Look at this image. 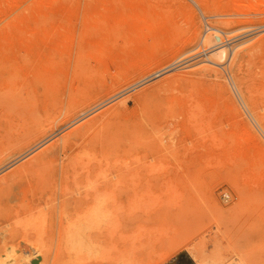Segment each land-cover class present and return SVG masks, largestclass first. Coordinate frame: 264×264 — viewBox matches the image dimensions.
Instances as JSON below:
<instances>
[{"label": "rangeland", "instance_id": "1", "mask_svg": "<svg viewBox=\"0 0 264 264\" xmlns=\"http://www.w3.org/2000/svg\"><path fill=\"white\" fill-rule=\"evenodd\" d=\"M121 5L126 6L128 10L127 13H129L130 9L131 12L133 11V15L136 16L133 20H131L133 16L131 15L132 13H129L130 17H132L129 19V21L126 19L128 23L123 24L124 26L121 25L123 21L120 20L121 14L119 6ZM113 7H116L115 11H113ZM115 24H118V29ZM111 25L116 27V32L118 30L117 34H119L121 37L115 36L116 34L112 35L110 33L112 31L111 29L113 28ZM119 26L122 28L119 29ZM171 26H174V28L178 27V31H176L177 35L174 37H171L173 32L170 33V35L167 33L168 28ZM209 26H211L210 29ZM212 26L213 28L216 26L217 29H222V31L217 34L222 35V37L214 35L216 32H214V34L211 33L214 30ZM199 29H201L199 31L200 34L196 35V32ZM245 29L246 31H244ZM233 30L237 32L235 34H231L234 33ZM222 32L224 34H222ZM227 32L230 33L229 38L226 36L228 35ZM205 35V43H202V38ZM223 35H225L224 37L227 38L224 39ZM196 36L198 37V41L196 40L195 43L194 40ZM233 36L235 38H233ZM263 36L264 0H0V120L4 117V115L5 117L8 115V124H14V122L20 121V119L23 118H20V116L23 115V110L26 109L25 107H27L26 105L29 102L28 99L26 100V98H28L26 97L28 96L27 94H29L30 97L35 96L37 92V94H41L45 92L44 89H46V87H49L47 85H51V87L53 85L55 88H53V90H57L55 96L53 97V102H55V104L58 103L62 94L65 91L68 92L70 85L76 84L78 82L79 73H81V75L84 77L85 75L89 74L87 73V71H89L86 69L87 67H83V70H87L84 72H77L79 70L75 69V67L77 69L79 67L81 70L82 67L80 65H82V63H86V66L87 64H92L90 66H92V68L94 67V70H97L96 75L94 72L92 73L93 69L89 71L91 74L95 75L93 76L90 74L91 77L93 76L92 78L89 76V79H92L91 84L94 81L95 82L93 83L94 85H88L89 87L87 86V90L85 88V93L87 94L86 100L88 102L85 101L83 105H87V103L89 105H87V107L82 106L81 108L86 112L84 113L81 111V113L83 112L84 114L82 113L77 116L80 113L79 112L77 115H75V117H73L75 120H70V124L67 123L66 125L65 123L59 127L55 126L56 129L54 127V130L58 132L52 131L43 138V141L41 140L42 142L39 141L36 142L37 144L34 143L33 146L31 145L32 148L29 147L28 150L26 149V152L24 151L25 153L22 152L21 155H17L19 157L10 159V161H7L6 164L3 163L4 165L2 164V167L0 165V182L3 181V177L9 173H12L19 165L26 163L29 161V158H32L41 152L42 149H44L42 148L43 146L46 147L48 143L50 144V142H55L54 140H56V137L59 139L58 137L63 136L67 132H71L75 126L77 127L79 124V126H81V123L85 124L86 122H90L91 120H87L89 118L93 119L92 121L99 119L104 111V119L106 117L107 121L109 120L110 122L105 123V119V125L102 127L104 128L106 125L108 126L109 123H113L111 125L114 126V129L110 127L109 130L114 131V134H116L114 140L119 141L115 142V147H117L118 151L114 149L112 145H109L108 148L105 145V148L103 147V149L102 144L100 145L97 140H102V137L105 136L106 131L108 133L110 131L101 130L102 133L104 132L103 135L100 136V131L96 140L94 138L90 139L94 143L99 144L101 147L99 148L98 145L97 148L99 150H94L95 148L91 149V147H94V145L89 146V152L96 153H93L94 156L96 155V158L90 157L92 153H88L90 156H87L86 154V157H90L88 158V160H90L87 162V164L84 166L82 165L84 163L83 162L80 163V168L78 165L76 166V170L79 169V171L76 172L74 175L75 177L81 172H84L85 174L87 172L85 170L88 168V172L89 170L90 172L93 170V172L88 175V178H90L91 181L94 179L92 182H96L91 184V182H89L87 179L86 183L85 176H87V174L83 176V173L79 174L80 177H76L75 180L78 178L76 183L81 185V187H79V189H82L81 191H96V188L98 189V187L102 188L104 191L106 190L105 188L108 190H106L107 192L105 193V195L107 194L105 196L106 204L105 200L103 199L105 197H102L94 201V205L97 204L98 210L95 207L96 205L94 206L93 204V206L90 208L92 214H94L90 217L91 219L96 217L94 220L97 228L92 230L89 226L94 224L92 223V225H90L91 222L89 221L90 223H88L87 220H84L83 216H81L83 219L78 223L76 219L78 217L80 218L78 213L77 217L75 216L76 220L74 221H77L76 223H78L80 226L78 224L72 225V228L75 229L74 232L77 231V233L72 234L73 239L71 236L69 237L70 234H67V237L69 238L68 240L66 239V241L68 242L63 243L65 236L61 237V242L54 240L55 237H57L56 239L60 238V236L56 235H60L61 233L58 232L61 231L64 224L61 223V221L66 222L67 224L69 223L66 218L59 216V210L55 204H59V200L57 198V196L59 197L60 195L59 190L56 189L58 192L56 190L54 191L52 198L51 196L49 198L46 197L47 202L43 200H39L38 202L37 200L39 195L37 196L36 192L38 190L36 189L40 188V185L38 186V184H40L39 181L42 180H39L41 175L38 178H36L37 176H33L34 179H32V177L30 180L28 179L22 182L20 184L21 186L19 185V188L16 190L17 194L15 193L16 191L0 193V227L4 226L1 228V230L3 229L4 231L2 230V232H0V247H2L0 248V264H14L11 261H3L6 260L3 256L7 253V251H9L8 248L9 245L11 246V244L15 245L16 248L20 247L19 249L14 247V249L18 250L19 253L22 252L20 253L22 256H27L26 260H24L26 261V264L27 260L28 264H30V262L31 264H36L34 261L35 257L32 258L36 254L30 255L32 252L35 253L36 250H39L40 253H44L42 256H45V264H49L50 262L54 264H62V262L64 264L66 262L68 264H89L88 262H92V264L99 262V264H106L109 262V260H114V257H109V255L114 254L112 253L113 251H111L113 245H125L126 247H131V249L133 247L137 251H145L148 254H152L151 256L155 257L156 254L154 253L157 251H164L175 239L180 243L184 241L189 243L193 242V245H197L199 247L203 243L209 244L210 241L208 238H211L212 241L214 238V228L216 226L220 227L225 233H227V235H229V237L241 249V253L245 258L251 259L252 262L254 261V264H264V248L262 243L251 235L252 231L255 228L260 227L259 225L262 222V218L257 216V213H254V209L256 207L257 208L255 210H259L261 207H259V204L256 203L254 205L258 206L255 207L252 204L255 207L253 209L252 207L250 208L248 206L249 203L247 204L246 202L251 190L260 187L264 190V128L259 125V123H257L258 121L255 119L254 115L251 113V110L246 105L244 101L245 97L242 94L241 89H239V85L234 83L235 80L233 72L236 65V63L234 65L233 61L239 60L240 57H243V55L247 53H249V57L252 60L261 61L262 58L264 59ZM216 37L220 38L221 41L218 38L216 39ZM232 38L235 40H232L230 43ZM209 39L211 40L210 42ZM82 43H88L90 45L89 47L88 44H85L86 46L88 45L86 49L82 46L84 48H81L84 50L82 53L83 57L79 56L81 55L82 51L80 54L76 51L77 48L81 47L80 45ZM204 44H206L205 47ZM214 44H219L220 46H216ZM78 45L79 47H77ZM222 45H224V48ZM210 46L211 48H209ZM230 47H232V49ZM206 48H208V50ZM189 49L191 50L188 51ZM179 50L181 52H179ZM184 51H186L188 54L190 52L192 53V51H194V53H190L191 55H188ZM177 52L179 53L175 55ZM183 52L185 54H183ZM218 53L219 55H217ZM158 54L163 56L161 57ZM186 54L187 56L184 57L183 55ZM76 55H78V57H76ZM146 56L151 58L155 57L150 60H156V57L159 59L160 56V58L163 60L162 62L159 60L160 62L158 61V63L160 64L157 66L161 68L164 66V64H167L166 67L160 69L161 71L162 69L164 71L166 68V70L164 72L162 71L163 73L160 74L161 71L157 69V72L160 71L158 76H153V72V74L148 75L150 77L146 75V80L143 79L144 76H138L137 71L136 76L131 75L135 74L134 68L139 66V62L140 65L142 62H145L144 59H147L145 58ZM178 56L181 58H178ZM166 57L167 59H164ZM231 57H233V59ZM80 58L84 61L81 62ZM177 59L179 60L177 61ZM186 59H189L191 63ZM182 60H184V62ZM75 62H77L78 67L73 66ZM229 62L231 63L229 64ZM231 65L233 67H231ZM132 66H135L133 68L134 70H132ZM180 66L186 68H181ZM129 68H131L132 71ZM88 69H90V67H88ZM126 69L130 74H128L130 81L128 80L129 82L126 81V83L122 86L118 85L115 87L117 91L115 90L116 92L114 91L112 95L110 93L103 94V92L105 93L109 87V83L111 85L110 78H112L111 81L113 82V80L120 76L121 73L124 72L123 75H126ZM201 69L203 70L202 72ZM154 71L156 72V70ZM111 76H113L114 79ZM175 76L179 78L177 79ZM73 77L77 79H74ZM81 77L79 76L80 79H82ZM170 77H174V79L177 80H171L174 81L172 83L170 81ZM87 78L88 76L84 80H88ZM185 78L187 79L185 80ZM167 79L171 82V84H173V86L164 83L165 81L168 82ZM84 80L82 79L79 81ZM104 80L107 81V84L104 83ZM159 81L160 83H158ZM89 83L85 82V84ZM101 84H103V89L101 88ZM159 84H162L165 89L170 87L172 89L170 92H166V90L164 91L162 90V87L158 86ZM154 86H157V88L160 87L161 89H159L161 91L157 93V88L154 89ZM51 87L50 89H52ZM89 88L91 89L89 90ZM177 89L183 92H180ZM145 90L147 91V94L145 93L143 95ZM148 90L151 92H148ZM97 92H100L98 94L100 97L97 96ZM101 92L103 95H101ZM95 93L98 97H95L96 99L94 98ZM169 93L178 94V96H181L182 98L186 97L188 101L186 102L188 105L189 97L192 99L191 96H194L195 94L199 95L198 97L196 96V99L198 100H200V96V98L203 97L206 99V102L203 101V104H205L203 105L205 106L203 108V112L193 111L196 104H194L193 109L191 107L189 108L187 105L184 106L188 108L183 106L179 107L178 105L180 104H177V107L175 100L173 103L174 107L170 106L173 111L169 113L171 109H168V105H172V102L170 101H173V99H170L169 104L167 103L168 105H166V95H170ZM190 93L192 94L191 96H189ZM254 94L256 93L254 92ZM257 94H259L261 97L262 93L257 92ZM259 95L258 97L255 96V98L258 101H261L263 97L259 98ZM90 96H92L93 99H90ZM161 96H163V98ZM178 96L176 99L181 98ZM127 97H130V99H126L129 100V102H126L125 100L127 104L124 102L123 104H126V107H123V104H120L119 100L121 102ZM145 97H150L152 99L150 100L149 98L148 101H150V103L146 101L147 99ZM66 98L67 97L64 99V103L65 100H67ZM87 98H89L91 102ZM170 98L172 97L170 96ZM144 99L148 104H150L149 106L153 111L152 115L157 114L156 116H160V118L157 117L159 120L162 116L164 119H162L160 122H157L158 119L156 117H151V115L149 116L147 114H145V116L144 114H140L143 112V110L146 111V108L142 109L141 111V108H143L142 105L146 104V102H143ZM186 99L184 98L183 100ZM24 100L27 104L22 103ZM200 102L199 104L201 106ZM135 103L137 105L139 104V107L134 108V106H136ZM162 103L164 104L162 105ZM178 103H181V101ZM193 103L196 102L194 101ZM119 104L123 107V110H125L128 115L130 114L129 116H126V112L124 113V111V114L122 111V114H120V111L118 110H120L122 107L120 108ZM112 105H114L113 107L117 108L115 113L113 112L115 109L112 107ZM175 106L177 107L176 109ZM90 107L93 108L90 109ZM108 107L111 108L106 110ZM112 108L114 109L113 111H111ZM148 108L149 107H147V109ZM129 110L130 112H128ZM100 111H102L101 114ZM160 112L162 113L160 114ZM97 113L98 116L95 115ZM147 113L149 114L150 111ZM122 115L124 117H128L130 122L126 121V117L124 118ZM136 116H139V118H142V116L143 118L147 116L149 118L151 117V119L156 118L155 120L157 123L153 122V119L152 122L153 124L158 125L159 128H153L151 126V120L149 118V121L148 119H145L146 124L149 125L148 127L152 128L153 131H151L150 128L146 127L143 120L141 119L140 121V119L138 117L136 118ZM103 117L100 118L102 123ZM132 118L136 123L132 121ZM116 119L120 120V122L117 120L118 124H123L126 121V126H121L122 124L118 125L116 123ZM3 120L4 119H2L0 122ZM111 120H115V123ZM137 120L139 122H137ZM140 122H143L144 124H141ZM99 123L100 122H98V125ZM137 124H141L143 127L140 128L139 131L138 127H140V125H138V127L135 126L138 131L134 127L136 131H134V133L132 131L134 130L132 129V125ZM100 125L98 127H100ZM126 127H128L132 132L126 129ZM143 128L144 130L145 128L147 129L145 130L147 131L146 133ZM8 129L9 128H4L3 125L0 128V156L3 150V147H1V140L5 139ZM97 129L99 131V128H95L92 131L98 133ZM115 130L117 131L115 132ZM118 131L120 133H117ZM52 133H54V135ZM91 133L89 132L90 135H85V140H88L89 136L93 137ZM136 133L139 135L141 133L144 136L140 135L141 137H137ZM151 133L153 135H151ZM122 134H124V136L126 135V138H124ZM212 134L216 138L212 139ZM117 135L118 137H116ZM128 138L132 142L130 143V146L129 143H126L129 141ZM106 139L112 138L107 137ZM106 139H103L102 141ZM142 139L145 140L139 142V140ZM114 140H112V142ZM133 140L135 142L138 140L137 142L139 144L141 143V149L131 145L134 143ZM74 144L75 145L73 146L75 148L72 146L73 148L71 147V150L69 149L70 152L68 151L70 156H75L76 154L74 153L76 152V149L80 148V146H76V143ZM77 144L79 145V143ZM85 147L87 148V146ZM130 147L132 151L133 149L137 151L130 152ZM40 149L41 151H39ZM99 151L102 153V157L105 156V154L106 156L101 158ZM126 151L127 153H125ZM110 152H112V154L109 155ZM71 153H73V155ZM79 155H81V157H85L83 153H79ZM3 158L0 157V161ZM75 160L77 164L79 163L78 161H81H77V157ZM83 160L86 162V158H83L82 161ZM257 163L260 165V175L255 178L250 173L248 174L244 168L248 169L250 165ZM90 167H93V169H89ZM40 178H42V176ZM35 181L38 183L37 188H34L36 192L34 190V192H31L32 188L36 186ZM76 183L73 182V185L75 184V188H78L76 187ZM23 184H26L27 186H24ZM95 184H97V187L94 186ZM98 184H102L103 186ZM73 185L72 187L75 189ZM24 187L30 188L31 190L25 189ZM23 188L24 190H22ZM21 190H26V194H24L25 192L19 193ZM8 192L11 196L8 195ZM29 192L33 193L34 196L28 194ZM13 193L15 195H19L20 198L25 195L23 198H27L28 202L25 206L29 207H22L21 209L20 206L18 209L16 206L19 204H14V210V207H12L13 203L11 204L10 201ZM29 196H32V198ZM32 200H36L37 204L36 201L34 204ZM57 200L58 202H56ZM31 201L33 202L32 204ZM48 202L49 205L47 204ZM39 203H41L40 207L38 205ZM8 204L11 208L8 206ZM47 205L49 207H47ZM3 206H8L9 209L8 207ZM263 206L262 208L264 209ZM52 207H55L56 210H54V208L52 210ZM28 208L32 214L28 212L29 210L27 211ZM48 208H51V210L48 211ZM100 208H108L106 211L109 212L110 216L106 217L105 215H102L103 212L101 213L102 209ZM18 210H20L21 213L18 212ZM14 211L16 214L19 213L22 215V217H19V214L17 216ZM251 211L254 215L251 214ZM4 212H8L9 215H11L13 212L14 216L12 214L10 217ZM2 213H4L3 216L5 218H7L6 216L8 215V218L10 219H5L7 220L5 221ZM23 213L28 218L25 216L23 217ZM88 213L90 212L88 211ZM44 214L50 215V217L47 216L48 221H46ZM83 214L85 216V213ZM36 215L37 217L41 218H36ZM97 215H101V220H103V216H105L107 220L109 218V221H102L100 225V219L97 218ZM252 215L255 217H252ZM87 216H89V214ZM1 217L3 218L2 220ZM53 218L56 219L54 220ZM86 219H89V217ZM15 220H17L18 223L17 221L15 222ZM44 220L47 225L45 224ZM96 220H99L98 223ZM40 221L43 223L41 224ZM52 221L54 222L52 223ZM7 223H10L9 225H11V227H9L12 233H10ZM15 223L18 224H16L18 231L15 229L16 227L14 228ZM43 224L44 226H42ZM45 225L47 226L46 229H48V236L45 235L46 229L44 233ZM207 225L210 226L208 227ZM26 229L29 232L26 231ZM201 229L204 232H201ZM6 230L9 231V236ZM15 231H17V234H20L18 236L16 234V237L14 236L13 238ZM52 231H55L57 234L55 235V233ZM79 231H87V233L84 235V232L80 233ZM93 231L95 233L93 237L91 235H87L88 232L93 234L91 233ZM34 234L36 235V238ZM43 235L46 237L43 238ZM77 237H82V239H79L81 241L78 243L76 242ZM83 237H85V239ZM94 237L96 238V246L93 239ZM98 237L102 242V244L99 242L100 245H106L107 248H109L108 246L111 245L110 250L106 249V247L104 249L103 246H100L99 243H97ZM42 238L44 241H42ZM23 239L26 241L25 243H23ZM47 239H50L49 242L56 244L52 245L50 243V247L52 245V248H47ZM102 239L105 241V243L102 241ZM83 240H86L85 243ZM55 241H57L61 247H65L68 244L67 250L69 249V251L67 252L65 250L66 247L63 248V250H59V244L57 245V242ZM2 242L4 243V246ZM7 244L8 246H5ZM62 244L64 245L62 246ZM97 245H99L101 248L103 247L104 250H100V247H97ZM57 247L59 251L57 250ZM79 247L81 249H79ZM96 247L100 251L97 250ZM45 248L47 250L44 251L43 249ZM89 251L91 253H89ZM50 252L54 253V255H51ZM93 252L98 256L94 257V255H92ZM64 253H67V256ZM70 253L72 254V257ZM1 254L3 256H1ZM63 254L66 257L62 259V257H64ZM84 254L88 257V259L87 257H84ZM79 256H82L85 259ZM172 256L173 255H171V257ZM54 257L56 259H54ZM199 257L200 255L194 259L190 251L185 249L183 254L180 255L181 264H199V261L201 260ZM70 261L72 263H70ZM168 262L172 263L171 261ZM200 262H202V264H207L203 261ZM116 263L119 262L116 261ZM17 264H22V262H18Z\"/></svg>", "mask_w": 264, "mask_h": 264}, {"label": "bare ground", "instance_id": "2", "mask_svg": "<svg viewBox=\"0 0 264 264\" xmlns=\"http://www.w3.org/2000/svg\"><path fill=\"white\" fill-rule=\"evenodd\" d=\"M120 7V14H121V19L120 20H122L123 21V23L121 24V25H123V24H125V23H128L127 21H129V19H131V17L133 16V18L131 19V20H133L136 16L135 15H133V11L131 12L130 11V9H129V13H132L131 15V17H130V14L129 13H127V8H126V6H124V5H121V6H119ZM116 10V7H113V11H115ZM128 14H129V16H128ZM130 17V18H129ZM138 18V17H137ZM136 18V19H137ZM140 18V17H139ZM126 19H127V21H126ZM215 23V22H214ZM213 23V24H214ZM119 24V23H118ZM118 24L116 25L115 24V26L117 27V29H118ZM212 24V25H213ZM214 25H216V24H214ZM111 26H113V28L112 27H110V28H112L111 30V34L112 35H115V36H119V37H121L119 34H117L118 33V30H117V32H116V27L114 26V25H111ZM124 26V25H123ZM218 26V25H217ZM115 27V28H114ZM210 27L211 26H209V29H210ZM120 28H122V27H120L119 26V29ZM174 26H171V27H169L168 28V30H167V33L170 35V33H172V35H171V37L173 36H176L177 35V32L176 31H178V27L177 28H174ZM212 28H213V26H212ZM211 28V29H212ZM221 28V27H220ZM115 29V30H114ZM208 29V30H209ZM214 30H213V32H211V33H213L214 34V32H216V34H214V35H216V36H221L222 37V35H217L218 33H220L221 31H222V29L220 30V29H217L216 28V26L213 28ZM174 30V31H173ZM201 29H199L197 32H196V35L198 34H200L199 33V31H200ZM240 30V29H239ZM234 31V33H231V34H235L236 32H235V30H233ZM241 31H243V30H241ZM244 31H246V29L244 30ZM259 31V30H258ZM116 32V33H115ZM123 32V31H122ZM224 32V31H223ZM222 32V34H224ZM229 32H232V31H229ZM238 32H240V31H238ZM253 32H255V31H253ZM119 33H120V31H119ZM175 33V34H174ZM226 33V32H225ZM228 33V32H227ZM249 33V32H248ZM247 33V34H248ZM251 33V32H250ZM238 34V33H237ZM243 34H245V33H243ZM253 34V33H252ZM258 34V33H257ZM111 35V36H112ZM241 35V34H240ZM203 36V35H202ZM213 36V35H212ZM225 35H223V37H224ZM226 36H228V38H229V36H230V33H228V35H226ZM232 36V35H231ZM236 36V35H235ZM239 36V35H238ZM250 36H252V35H250ZM205 37H206V35L202 38V43H205ZM264 37V36H263ZM208 38H209V36H208ZM218 37H216V39H217ZM227 37H224V39H226ZM233 38H235L234 36H233ZM231 39V41H230V43L232 42V40H235V39ZM244 38V37H243ZM198 39V37L196 36V38H195V40H194V38H193V40H194V42L196 43V40ZM220 41H221V39L220 38H218ZM262 40V39H261ZM198 41V40H197ZM211 40L209 39V42H210ZM218 41V40H217ZM227 41V40H226ZM208 42V43H209ZM223 42V41H222ZM236 42H238V41H236ZM235 42V43H236ZM190 43V42H189ZM192 43V42H191ZM233 43H234V41H233ZM85 44H88V43H82L80 46L81 47H79V45L77 46V47H79V48H77V52H79V54H80V52H81V55H79V56H81V57H83L82 56V53L84 52V50H82V49H84L83 47H85V49L87 48V46L89 45H85ZM207 44V43H206ZM206 44H204V47L206 46ZM188 45V44H187ZM214 45H216V46H218L219 44H214ZM225 45V44H224ZM224 45H222L223 46V48H224ZM227 45V44H226ZM83 46V47H82ZM211 46H213V45H211ZM211 46L209 47V48H211ZM220 46V45H219ZM228 46H230V45H228ZM89 47H90V45H89ZM88 47V48H89ZM190 47H192V46H190ZM214 47V46H213ZM82 48V49H81ZM218 48H220V47H218ZM231 49H232V47H230ZM182 49V48H181ZM186 49V48H185ZM191 49H195V48H191ZM191 49H189L188 51H190ZM207 50H208V48H206ZM70 50H72V49H70ZM183 51V50H182ZM206 51V50H205ZM228 51H229V49H228ZM85 52H86V50H85ZM179 52H181L180 50H179ZM179 52H177L175 55H177ZM184 52H186V51H184ZM183 52V54H185ZM252 52V51H251ZM250 52V53H251ZM71 53V52H70ZM76 53V52H75ZM187 53V52H186ZM191 53V52H190ZM189 53V54H190ZM194 53V51H192V53L191 54H193ZM219 53H221V52H219ZM219 53L217 54V55H219ZM223 53H224V51H223ZM222 53V54H223ZM225 53H226V50H225ZM224 53V54H225ZM155 54V53H154ZM188 54V53H187ZM187 54L186 55H183L184 57L185 56H187ZM188 54V55H189ZM190 54V55H191ZM158 55H160L161 56V54H158ZM158 55H156V56H158ZM181 55H182V53H181ZM149 56H151V55H149ZM145 57V58H147V59H144V61L145 62H142V60H141V65H140V62H139V66H137V67H131L132 68V70H134V72H135V74H131V75H133V76H136L137 74H138V76H144L143 77V79H145V78H147V76L149 75V74H153V72H154V74H153V76H158V74H159V72L161 71L160 69L161 68H163V67H166L167 66V64H164V66H162L161 68L159 67V66H157V65H159L160 63H158V61L160 60L161 62H162V58H160V56H159V59H157V57H156V60L154 59V60H150V59H152V58H155V57ZM155 56V55H154ZM163 56V55H162ZM161 56V57H162ZM165 56V55H164ZM182 56V57H183ZM76 57H78V55H76ZM170 57H172V56H170ZM189 57V56H188ZM148 58H149V60H148ZM178 58H181L180 56H178ZM230 58V57H229ZM232 59H233V57H231ZM81 59V58H80ZM79 59V60H80ZM164 59H167V57L166 58H164ZM175 59V58H174ZM185 59V58H184ZM190 59V58H189ZM189 59H186V60H188L189 62H190V60ZM231 59V60H232ZM179 59H177V61H178ZM181 60V59H180ZM193 60V59H192ZM209 60V59H208ZM76 61H78V60H76ZM84 60H82L81 59V62H83ZM159 61V62H160ZM183 62H184V60H182ZM188 61H185V62H188ZM212 61V60H211ZM172 62V61H171ZM170 62V63H171ZM183 62H182V64H183ZM234 62V65H235V63H236V65H235V68H234V83H236L237 85H239V89H241V92H242V94L244 95V101H245V103H246V105L248 106V108L251 110V113L254 115V117H255V119L258 121L257 123H259V125H261L263 128H264V104H262V103H264V59L262 58V60L261 61H255V60H252V59H250V57H249V53H247V54H245V55H243V57H240L239 58V60H237V61H233ZM80 63V62H79ZM167 63H168V61H167ZM169 63V64H170ZM191 63V62H190ZM213 63V62H212ZM231 62H229V64H230ZM168 64V65H169ZM180 64V63H179ZM179 64H178V67H179ZM185 64V63H184ZM216 64V63H215ZM218 64V63H217ZM82 65H84V66H82ZM82 65H80L82 68H81V70H80V68L78 67V65H77V62H75L74 63V65L73 66H77L78 67V69L75 67V69L76 70H79V71H77V72H84V71H87V70H94V67L92 68V66H90V65H92V64H87V66H86V63L85 64H83L82 63ZM89 65V66H88ZM181 65V64H180ZM185 65H187V64H185ZM189 65V64H188ZM233 65V64H232ZM231 65V67H233ZM83 67H87L85 70H83L84 68ZM88 67H90V69H88ZM181 67V66H180ZM131 68H129L130 70H131ZM134 68V69H133ZM171 68V67H170ZM170 68H168V69H170ZM181 68H186V67H181ZM204 68V67H203ZM157 69H159L160 71L159 72H157L158 70ZM92 70V73L94 72V74L96 75L97 74V70L95 69L94 71ZM131 70V71H132ZM154 70H156V72L154 71ZM165 70H166V68H165ZM164 70V71H165ZM232 70V69H231ZM89 71H87V73H89L88 75H85V77L84 76H82L81 75V73H79V76L84 80V79H86V77L88 76V80H84V81H79V80H82V79H80L79 78V76H78V82L76 83V84H71L70 85V87H69V89H68V92L67 91H65L63 94H62V96H61V99H60V101L58 102V103H56L55 104V102H53V97L55 96V93H56V91L57 90H53V85H52V87H51V85H47V86H49V87H46V89H44L45 90V92H43V93H41V94H37L36 92V95L35 96H32V97H30L29 96V94H27L28 96H26V97H28V98H26V100L28 99L29 100V102H28V104L26 103V101L24 102V101H22V103H25V104H27L26 106L27 107H25L26 109L25 110H23V115H21V114H19V115H21L20 116V118L21 117H23V118H21L20 119V121H18V119H17V121L18 122H14V120H13V122H14V124H8V115H7V117H5V115H4V117L3 118H1V120L2 119H4L2 122H0V126L2 127V125H3V127L4 128H9L8 129V132H6V136H5V139L4 140H1V144H2V146L1 147H3V150H2V154H1V158H3V156H4V158L0 161V165H1V167L4 165L3 163H7V161H10V159H15V157H19V156H17V155H21V153L22 152H26V149L28 150L29 149V147H31L32 148V146H33V144L35 143V144H37L36 142H39V141H43V138L45 137V136H47L48 134H50L52 131H56V130H54V127L56 126V127H59V126H62V125H64L65 123H66V125H67V123H69L70 122V120H72V119H74L73 117H75V115H77L79 112V114L77 115V116H79L80 114H82L83 112L85 113L86 111H83L84 109H82L81 107L83 106V107H87V105H89L88 103H87V105H83L84 104V102L85 101H87L86 100V97H87V94L85 93V88H86V90L88 89V85H90L91 84V80L92 79H89L91 76H90V74H91V72H89ZM136 71H137V74H136ZM162 71H163V69H162ZM160 72V74L161 73H163V72ZM168 71V70H167ZM203 70L201 69V72H202ZM127 74L126 75H123L124 74V72L123 73H121V75H123V76H121L120 74H118V75H120V76H116L117 78L116 79H114V77L113 76H111V77H113V79L115 80V83H114V80H113V82L111 81L112 80V78H110V82H111V85H110V83H109V87L107 86V85H105V84H107V81H105L104 80V85L105 86H107L106 88H107V90H106V92L104 93L103 92V94H111L112 95V93H114V91L116 90V88L115 87H117L118 85H123V84H125L126 83V81L127 82H129L130 81V77L128 76V71H127V69H126V71H125ZM130 72V71H129ZM134 72H132V73H134ZM231 73V72H230ZM72 74H73V72H72ZM94 74H91V75H93V76H95ZM139 74H141V75H139ZM233 74V73H232ZM130 75V74H129ZM147 75V76H146ZM73 76H74V74H73ZM90 76V77H89ZM92 76V77H93ZM115 76V75H114ZM129 78H128V77ZM132 76V77H133ZM137 76V77H138ZM146 76V77H145ZM76 77H77V75H76ZM91 77V78H92ZM148 77H150V76H148ZM152 77V76H151ZM176 77V76H175ZM74 79H77V78H75V77H73ZM171 79H170V81L171 80H177L179 77H176L177 79H174V77H170ZM180 78H183V77H180ZM149 79V78H148ZM187 78H185V80H186ZM96 80V79H95ZM129 80V81H128ZM146 80V79H145ZM166 80V79H165ZM89 81H90V83H89ZM162 81V80H161ZM163 81H164V79H163ZM162 81V82H163ZM167 81L168 82H164L165 84L167 83V85H172L173 86V84H171V82L173 83L174 81H169L168 79H167ZM85 82H87V83H89V84H85ZM93 82V81H92ZM95 82V81H94ZM93 82V83H94ZM92 83V84H93ZM158 83H160V81L158 82ZM169 83V84H168ZM91 84V85H92ZM128 84V83H127ZM94 85V84H93ZM103 84H101V88L103 87L102 86ZM88 86V87H87ZM100 86V85H99ZM158 86H160V87H162L163 89L162 90H166V92H170L171 91V87L170 88H164V86H162V84H159ZM50 87L52 88V89H50ZM98 87V86H97ZM159 87V88H160ZM155 88H157V86L155 87L154 86V89ZM159 88H157V93H159V91H161ZM47 89H49V90H47ZM55 89V88H54ZM91 88H89V90H90ZM98 89V88H97ZM103 89V88H102ZM167 89H168V91H167ZM170 89V90H169ZM101 90V89H100ZM99 90V91H100ZM104 90H105V88H104ZM178 90V89H177ZM182 90V89H181ZM257 90V91H256ZM55 91V92H54ZM117 91V90H116ZM115 91V92H116ZM152 91H153V87H152ZM178 91H180V90H178ZM93 92H95V91H93ZM147 91L145 90L144 91V93H143V95L146 93ZM148 92H151V91H149L148 90ZM180 92H183V91H180ZM254 92L256 93V94H254ZM257 92H260V93H262L261 94V97H260V95L259 94H257ZM92 93V92H91ZM91 93H89V94H91ZM100 92H97V96H98V94H99ZM157 93H156V95H157ZM89 94H88V96H89ZM102 94V92H101V95H103ZM147 94V93H146ZM151 94V93H150ZM170 95H166L167 96V98H166V100H165V102H166V105H168L169 104V100L171 99H173V101H170V102H172V105H168L169 107H168V109H171L170 111H169V113L171 112V111H173L172 110V108L170 107V106H172V107H174V105H173V103H174V101L176 100V102H175V104H176V106H177V104H180V105H178L179 107L180 106H183V107H185L186 105L190 108H194V104H196L195 105V109H193V111H201V112H203V108L205 107V106H203V105H205V104H203L204 102L203 101H205L206 102V99H204L203 97L202 98H200L199 97V99L200 100H198V99H196V96L198 97L199 95H196L195 93V99H194V96H191L192 94L190 93V95L189 96H191V98L193 99H190V97L188 98L189 99V105H188V101H187V99H186V97H184L186 100H183L184 98H182L181 96H178V94H173V96H172V94L171 93H169ZM254 94V95H253ZM92 95V94H91ZM178 97H181L180 99L179 98H177L176 99V97L177 96ZM258 95H259V98H262L263 97V99L261 100V101H258L256 98H255V96L256 97H258ZM96 96V93H95V96H94V98L96 97V98H98V97H100V96H98L97 97ZM150 96V95H149ZM152 96V95H151ZM153 96H155V95H153ZM165 96V97H166ZM170 96L172 97V98H170ZM30 97V98H29ZM65 97H67L66 99L67 100H65V103H64V99H65ZM162 98H163V96H161ZM160 97V98H161ZM24 98V99H25ZM90 99H93L92 98V96H90L89 97ZM89 98H87V99H89ZM95 98V99H96ZM130 99V97H127V98H125L124 100L123 99H121V100H123V101H121L120 102V100H119V103L120 104H123L124 102H125V100L126 99ZM146 98V97H145ZM150 98V97H149ZM149 98H146L147 100V102L148 103H150V101H148L149 100ZM175 98V99H174ZM258 98V99H259ZM90 99H89V101H90ZM99 99H101V98H99ZM204 99V100H203ZM139 100V99H138ZM150 100H152L151 98H150ZM163 100V99H162ZM168 100V101H167ZM182 100H183V102H182ZM191 100H192V102H191ZM129 102V100H126V102ZM145 101V99H144V103L146 102ZM164 101V100H163ZM181 101V103H183V104H181V103H178V102H180ZM187 101V102H186ZM196 102V103H193V102ZM201 101V102H200ZM88 102V101H87ZM91 102V101H90ZM89 102V103H90ZM125 102V103H126ZM146 102V104L145 105H142L143 106V108H141V111H142V109H145L146 108V111L145 110H143V112L142 113H140V114H144V116H145V114H147V115H151V117L153 116V117H158V118H160V116H156L155 114H153L152 115V113H153V111L151 110V108H150V104H148ZM157 102V101H156ZM156 102H155V104H156ZM160 102V101H159ZM164 102V103H165ZM199 102L201 103V106H200V104H199ZM262 102V103H261ZM21 103V102H20ZM19 103V104H20ZM93 103V102H92ZM136 103H138V102H136ZM135 103V104H136ZM143 103V104H144ZM164 103H162V105L164 104ZM168 103V104H167ZM199 105H198V104ZM24 104V105H25ZM119 104V105H120ZM127 104V103H126ZM126 104L124 105H122L123 107L125 106L126 107ZM134 104V103H133ZM159 104V103H158ZM191 104V105H190ZM97 105H98V103H97ZM117 105V104H116ZM139 105V104H138ZM137 104H136V106H134V108L135 107H139ZM185 105V106H184ZM192 105H193V107H192ZM197 105H198V107H197ZM93 106V105H92ZM96 106V105H95ZM114 105H112V107H113ZM121 105H120V108L122 107ZM154 106V105H153ZM152 106V107H153ZM156 106V105H155ZM159 106V105H158ZM175 106V109L178 107H176ZM94 107V106H93ZM93 107H90V109L91 108H93ZM117 107H118V105H117ZM123 107L120 109V110H118V111H120V114H122L123 113V111H124V113L126 112L125 110H123ZM147 107H149L148 109H147ZM163 107V106H162ZM161 107V108H162ZM164 107H165V105H164ZM188 107H185V108H188ZM200 107V108H199ZM22 108V107H21ZM109 108H111V107H108L106 110H108ZM115 110H114V109ZM112 108V110L111 111H113L114 113H115V111L117 110V108H115V107H113ZM166 108V107H165ZM198 108V109H197ZM23 109V108H22ZM89 109V110H90ZM175 109H174V111H175ZM199 109H201V110H199ZM77 110V111H76ZM87 110H88V108H87ZM134 110V109H133ZM261 110H262V112H261ZM20 111H21V109H20ZM81 111H83L82 113H81ZM102 111H104V110H102ZM102 111H100V114H101V112ZM111 111H108V112H111ZM121 111H122V113H121ZM150 111V113L148 114L147 112H149ZM152 111V112H151ZM105 112V111H104ZM103 112V114H102V116L101 117H103V115L105 116V113ZM112 112V113H113ZM128 112H130V110L128 111ZM140 112V111H139ZM146 112V113H145ZM20 113V112H19ZM22 113V112H21ZM83 113V114H84ZM123 113V114H124ZM162 112H160V114H161ZM107 114V113H106ZM139 114V115H140ZM95 115H97L98 116V113L97 114H95ZM126 116H129L128 114H127V112H126V114H125ZM137 115H138V113H137ZM155 115V116H154ZM159 115V114H158ZM97 116H96V118H97ZM123 116V115H122ZM121 116V118L123 119V117ZM125 116V117H126ZM166 116V115H165ZM100 117V118H101ZM124 117V118H125ZM139 118V116H136V118ZM151 117L149 118L148 116L147 117H145V118H143V116H142V118H139L140 119V121H141V119L143 120V122L145 123V125H146V127H148L149 125H147L146 124V122H145V119L147 120L148 118L151 120L150 122H152V119H153V122H156V118H152L151 119ZM163 117V116H162ZM161 117V119L159 120L158 118V120H157V122H160L162 119H164V117L162 118ZM5 118H6V121H5ZM99 118V119H100ZM112 118V117H111ZM118 118V117H117ZM131 118V117H130ZM99 119H96V120H94V121H92L93 119H87V120H91L90 122H86L85 124L84 123H81V126H75L74 128H73V130L71 131V132H67L66 134H64L63 136H61V137H58L59 139H57V137H56V140H54L55 142H50V144L48 143L47 144V146L45 147V146H43L42 148H44V149H42V151H41V149L39 150V151H41V152H39L37 155H35V156H33L32 158H29V161H27L26 163H24V164H21V165H19L12 173H9L8 175H6L5 177H3L2 178V182H0V193H7V191H9V192H15L16 190H17V188H19V185L22 183V182H24L25 180H30V178H32L33 176L34 177H36V178H38L40 175L42 176V178H40L39 177V180L40 179H42V180H38L39 181V183L40 184H38V183H36V181H35V183H36V186L35 187H33L32 188V191L31 192H34L35 191V189L37 188V184H38V186L40 187V188H38V189H36V190H38L37 192H36V194H37V196L39 195V198L37 199L38 200V202H39V200H43V201H46L47 202V198H49L50 196H51V198H52V195L54 194V191L56 190V189H58L59 190V192H60V195H59V197L57 196V198H58V200H59V202H58V200L56 201V202H58L59 204L57 205V203H55L56 204V206L58 207V210H59V216H61V217H63V218H66L68 221H69V223L67 224L66 222H62L61 221V223H64L63 224V226H62V229H61V231H58V232H61L60 233V235L59 234H57V233H55V231H52V232H54L55 233V235L56 236H60V238L63 236H65V239H64V242L63 243H65V242H68V241H66V239L68 240V238L71 236V238L73 237V233H77V231L76 232H74V228H72V225H75V224H78L79 223V221H81L83 218H84V220H87L88 221V223H90L91 222V224L90 225H92V223L94 224V225H92V226H89L92 230H94L95 228H97V225L95 224V220H94V218L96 219V217H93L92 219H91V217L90 216H93L94 214H92V211H91V207L94 205V201L96 200V199H100V198H102V197H105L106 195H105V193L107 192L106 190H108L107 188H105L106 190L104 191L102 188H99L98 187V189L96 188V191L95 190H91V191H87L86 190V192H83V191H81L82 189H79V187H81V185H78V183H76L78 180V178L80 177V175L79 174H81V173H83L82 174V176L83 175H86L87 174V176H85V182L87 181V179H88V181L89 182H91V184L92 183H96V182H92L91 180H90V178H88V175H90V173H92L93 172V167L91 168H89V169H91L92 171L90 172V170H89V172H88V168L85 170V171H87L85 174H84V172H81V173H79L78 175H76V177H78L76 180H75V174H76V172H78L79 171V169L78 170H76V166L78 165V167L80 168V163H83L82 165H86L87 164V162L90 160H88V158H90V157H95L94 156V154H96V153H90L89 152V146H91V145H94V147H91V149L92 148H95L94 150H99L97 147H98V145L99 144H97V143H94L92 140H90L91 138L93 139H95L96 140V138L98 137V134H99V132L102 130V131H106V130H109L110 129V127L112 128V129H114V126H112L111 124H113V123H107L108 124V126L106 125L104 128L102 127V126H104L105 125V123L106 122H110L109 120L107 121V119H106V117H105V119H106V121H105V123H104V117L102 118L103 120V123L101 122V119H100V121H99ZM112 119H114V118H112ZM128 117H126L125 118V120L126 121H129L130 122V120L128 119ZM133 119V118H132ZM149 119H148V121H149ZM0 120V121H1ZM75 120V119H74ZM73 120V121H74ZM120 122V120L119 119H116V123L118 124V121ZM124 120V121H125ZM155 120V121H154ZM12 121V120H11ZM112 121V120H111ZM115 120H113L112 122H114ZM125 121V122H126ZM132 121H134V119L132 120ZM12 122V123H13ZM72 122V121H71ZM85 122V121H84ZM98 122H100L99 123V125L100 124H102V125H100V127H98L99 125H98ZM122 122V121H121ZM125 122L122 124V123H120V124H118V125H121V126H126L125 125ZM135 122V121H134ZM137 122H139L138 120H137ZM143 122H140L141 124H144ZM153 122H152V127L153 128H159V126L158 125H155V124H153ZM156 122V123H157ZM200 122V121H199ZM115 123V122H114ZM127 123V122H126ZM132 123V122H131ZM136 123V122H135ZM70 124V123H69ZM83 124V125H82ZM133 124V123H132ZM141 124H137V125H132L133 126V128L132 129H134V130H132L133 132L135 131V128L136 127H138V125H140V127H138V130L140 131V128H142L143 126H141ZM160 124V123H159ZM95 125H97V126H95ZM111 125V126H110ZM128 125H129V123H128ZM127 125V126H128ZM155 125V126H154ZM200 125V124H199ZM136 126V127H135ZM0 127V128H1ZM56 127H55V129H56ZM108 127V128H107ZM135 127V128H134ZM95 128H99V131H98V129H97V132L98 133H96L95 131H92L93 129H95ZM105 128H107V129H105ZM148 128H150V127H148ZM116 129V128H115ZM126 129H128L129 130V128L128 127H126ZM127 130V131H128ZM136 130H137V128H136ZM137 130V131H138ZM143 130H144V128H143ZM145 130H147L146 128H145ZM144 130V131H145ZM150 130L151 131H153L152 130V128H150ZM102 131H101V133H100V136L101 135H103L104 134V132L102 133ZM110 131V130H109ZM117 130H115V132H116ZM130 131V130H129ZM132 131H130V132H132ZM56 132H58V131H56ZM56 132H54V133H56ZM88 132V133H87ZM89 132L92 134V136L93 137H91V136H89L90 134H89ZM93 132H94V135H93ZM112 132V133H111ZM129 132V133H130ZM136 132V131H135ZM134 132V133H135ZM147 131H145V133H146ZM149 132V131H148ZM54 133H52L53 135H54ZM89 134L88 136H89V139L88 140H85V135H87V134ZM109 133H110V135H109ZM107 132L106 131V133H105V136L104 137H102V140L103 139H106L107 137H109V138H112V139H106V140H104V141H102V140H97V142L98 143H100V145L102 144V148L104 147L105 148V145L107 146V148H108V146L109 145H112L113 147H114V149H116L117 151H118V149H117V147H115L116 145H115V142H117L116 140H114V137H115V135L116 134H114V131H110V132ZM117 133H120L119 131L117 132ZM142 133V132H141ZM140 133V135H142ZM112 134V135H111ZM118 135H120V134H118ZM118 135L116 136V137H118ZM123 136H124V134H122ZM132 136H134L133 134H131ZM131 135H129V136H131ZM138 133H136V136L138 137H141ZM151 135H153L152 133H151ZM94 136H96V137H94ZM121 136V135H120ZM126 136V135H125ZM124 136V138H126ZM142 136H144V135H142ZM146 136V135H145ZM148 136V135H147ZM214 135L212 134V136H211V138L213 139V138H216L215 136L213 137ZM49 137V136H48ZM116 139H118V138H116ZM129 139V138H128ZM217 139H218V137H217ZM85 140V141H84ZM112 140H114L113 142H112ZM143 140H145V139H142V140H139V142H141V141H143ZM41 141V142H42ZM100 141V142H99ZM106 141V142H105ZM126 141V140H125ZM128 141V140H127ZM138 141V140H137ZM135 142L134 140H133V144H131V145H134L135 147H137V148H139V149H141L140 148V144L138 143V142ZM104 142V143H103ZM108 142V143H107ZM111 142V143H110ZM119 142V141H118ZM120 142H124V141H120ZM74 143H76V146H80V148L77 150L76 149V152L74 153V154H78L76 157H77V161L78 160H81V161H78L79 163L77 164L76 163V160H75V156H70L69 154H68V151H69V149L73 146V145H75ZM77 143H79V145L77 144ZM90 143V144H89ZM106 143V144H105ZM126 143H129V146H130V143H132L131 141H130V139H129V141L128 142H126ZM97 144V145H96ZM137 146H136V145ZM32 145V146H31ZM100 145H99V148H101L100 147ZM35 146V145H34ZM85 146H87V148L85 147ZM145 146H147V145H145ZM74 147V146H73ZM72 147V148H73ZM84 147V148H83ZM30 148V149H31ZM75 148V147H74ZM97 148V149H96ZM103 148V149H104ZM136 148V149H137ZM80 149H82V150H85V151H82V150H80ZM110 149V148H109ZM130 149H131V147H130ZM71 150V149H70ZM73 150V149H72ZM102 150V149H101ZM106 150V149H105ZM78 151V152H77ZM80 151V152H79ZM82 151V152H81ZM102 151H104V150H102ZM107 151V150H106ZM113 151V150H112ZM130 152H134L135 151V149H133V151H132V149L131 150H129ZM137 151V150H136ZM135 151V152H136ZM24 152V153H25ZM70 152V151H69ZM87 152V153H86ZM100 152V151H99ZM23 153V154H24ZM79 153H83L84 154V156L85 157H81V155H79ZM88 153H90L91 154V156H90V154H88ZM98 153V152H97ZM125 153H127V151L125 152ZM4 154V155H3ZM72 155H73V153H71ZM86 154H87V156H90V157H86ZM99 154V153H98ZM110 154H112V152H110L109 153V155ZM117 154H118V152H117ZM123 154V153H122ZM34 155V154H33ZM100 157L101 158H103V157H105L106 156V154H105V156H103L102 157V153L100 152ZM213 155L215 156V154L213 153ZM60 156H62V157H60ZM81 158H80V157ZM79 157V158H78ZM99 157V158H100ZM83 158H86V162H85V160H83L82 161V159ZM96 158V157H95ZM98 158V157H97ZM9 163H11V162H9ZM3 164V165H2ZM96 166V165H95ZM260 165L257 163V164H253V165H250L249 166V168L248 169H245L244 168V166L242 165V167L244 168V170L249 174H251L253 177H255V178H257L259 175H260V167H259ZM0 167V168H1ZM5 167H6V165H5ZM5 167H3V168H5ZM81 167H83V166H81ZM2 168V169H3ZM98 168V167H97ZM97 168H95L96 170H98ZM94 169V170H95ZM1 170V169H0ZM96 172V171H95ZM89 173V174H88ZM35 174H37V175H35ZM94 176H95V174H94ZM34 177L32 178V179H34ZM117 177V176H116ZM81 178H84V177H81ZM95 178V177H94ZM80 180V179H79ZM83 180V179H82ZM96 180V179H95ZM84 181V180H83ZM73 182H75L76 184H77V186L76 187H78V188H75V184L73 185ZM81 182V181H80ZM79 182V183H80ZM85 182H83V183H85ZM88 182V183H89ZM26 183V182H25ZM87 183V182H86ZM85 183V184H86ZM33 184V183H32ZM84 184V185H85ZM24 186H27L26 184H23ZM72 185L74 186V188L75 189H73V187H72ZM98 185H102V184H98ZM21 186V185H20ZM88 186V185H87ZM87 186H85V187H87ZM95 187H97V184H95L94 185ZM103 186V185H102ZM84 187V186H83ZM90 187V186H89ZM104 187H106V186H104ZM25 188V187H24ZM24 188L22 189V190H24ZM35 188V189H34ZM21 189V188H20ZM25 189H30V188H25ZM90 189V188H89ZM92 189V188H91ZM21 190V191H22ZM31 190V189H30ZM34 190V191H33ZM58 190H56L57 192H58ZM19 191V193H24L25 191ZM9 192H8V195H9ZM31 192H29L28 194H31L32 196H34L33 195V193H31ZM16 194H17V191L15 192ZM24 194H26V192L24 193ZM22 195V194H21ZM9 196H11V195H9ZM8 196V197H9ZM25 196V195H24ZM24 196H22V198L24 197ZM32 196L30 197V198H32ZM28 197V196H27ZM47 197V198H46ZM20 198L19 197V195H15L14 193L12 194V197H11V204H12V207H14L15 205L14 204H19L18 206H16V208H18V207H20L21 209H22V207H29V206H25L28 202H27V198ZM46 198V199H45ZM34 199V198H33ZM104 200H105V204H106V197L105 198H103ZM52 200V199H51ZM50 200V201H51ZM55 200V199H54ZM104 200H103V202H104ZM33 202H34V204H35V201L34 200H32ZM31 201V204L33 203ZM49 201V202H50ZM49 202L47 203L48 205H49ZM54 202V201H53ZM246 202H247V204L249 203V204H251V205H249L248 204V206L251 208H255L256 206H258V205H254V204H259V207H261L262 208V206L264 205V190L263 189H261V187L260 188H254L253 190H251V192H250V195H249V197H247V199H246ZM10 204V203H9ZM8 204V206L10 207V205ZM36 204H37V201H36ZM40 204L41 203H39L38 205H39V207H40ZM93 204V205H92ZM255 206H253V205ZM261 204V205H260ZM14 205V206H13ZM47 205V207H49ZM51 205H53V204H51ZM96 205V206H95ZM94 206L96 207V209L98 210V208H97V204H95ZM101 205V204H100ZM8 206H3V207H8ZM32 206V205H31ZM35 206H37V205H35ZM2 207V208H3ZM9 207H8V209H9ZM51 207V206H50ZM258 207V208H259ZM264 207V206H263ZM11 208V207H10ZM32 208V207H31ZM30 208V209H31ZM35 208V207H34ZM33 208V209H34ZM42 208V207H41ZM53 208H54V210H56V208L55 207H52V210H53ZM257 208V207H256ZM255 208V209H256ZM257 209V210H255L254 209V213L256 214H258L257 216H259V217H261L262 218V222H261V224L259 225L260 227H258V228H255L253 231H252V236H254V238H256L257 240H259L261 243H262V246H263V248H264V209L262 208V209ZM1 209V208H0ZM5 209H7V208H5ZM7 209V210H8ZM19 209V208H18ZM20 209V210H21ZM32 209V210H33ZM49 209V208H48ZM100 209H102V208H100ZM4 210V209H3ZM13 210V209H12ZM14 210H15V207H14ZM20 210H18V212H20ZM29 210V208L27 209V211ZM39 210H41V209H39ZM51 210V208L48 210V211H50ZM104 210V211H103ZM106 210H108V208H105V209H102L101 210V213H102V215H105L106 217L108 216H110L109 215V212H107ZM46 211V210H45ZM44 211V212H45ZM88 211L90 212V213H88ZM100 211V210H99ZM99 211H97V212H99ZM257 211V212H256ZM3 212V211H2ZM17 212V213H18ZM28 212H30V210L28 211ZM42 212V211H41ZM53 212V211H52ZM57 212V211H56ZM105 212V213H104ZM5 214H8V212L6 213V212H4ZM4 213H2V216L4 215ZM14 213H15V211H14ZM21 213V212H20ZM31 214H32V212H30ZM35 213H37V212H35ZM47 213V212H46ZM45 213V214H46ZM57 213V214H58ZM79 213V214H78ZM83 214V213H85V216H84V214L83 215H81V214ZM101 213H97V214H101ZM106 213H107V215H106ZM0 214H1V212H0ZM12 214H13V212H12ZM11 214V215H12ZM16 214V213H15ZM19 214V213H18ZM18 214H16L17 216H18ZM27 214H29V213H27ZM44 214V216H45V218H46V221H48L47 219H48V217H50V215H45ZM56 214V215H57ZM77 214H78V216L80 215V218L78 217V218H76L77 219V221H78V223H76L74 220H76L75 219V216L77 217ZM89 214V216H87ZM90 214H92V215H90ZM251 214H253L252 213V211H251ZM9 215V214H8ZM8 215L6 216L7 218H5L4 216V220L5 219H10V218H8ZM11 215H9L10 217H11ZM55 215V214H54ZM254 215V214H253ZM252 215V217H255V216H253ZM13 216H14V214H13ZM12 216V217H13ZM22 217V215H20L19 214V217ZM27 217L26 215H24V213H23V217ZM33 216H34V214H33ZM48 216V217H47ZM81 216H83V218L81 217ZM96 216V215H95ZM105 216H103L104 217V219L103 220H101L100 219V217H101V215L100 216H98L97 215V218H99L100 219V222H99V224L101 225V223H102V221L103 222H105V221H109V218H108V220L105 218ZM52 217H53V215H52ZM58 217V216H57ZM87 217H89V219H86ZM28 218V217H27ZM29 218H30V215H29ZM36 218H39V217H37V215H36ZM41 218V217H40ZM39 218V219H40ZM3 218L1 217V220H2ZM12 219V218H11ZM14 219V218H13ZM44 219V218H43ZM42 219V220H43ZM54 219V218H53ZM56 219V218H55ZM54 219V220H55ZM80 219V220H79ZM41 220V221H42ZM61 220H62V218H61ZM5 221H7V220H5ZM17 220H15V222H16ZM25 221V220H24ZM40 221V222H41ZM57 221H58V218H57ZM65 221V220H64ZM90 221V222H89ZM99 221V220H98ZM98 221L96 220V222L98 223ZM3 222V221H2ZM20 222H21V220H20ZM44 222H45V220H44ZM54 221H52V223H53ZM60 222V221H59ZM17 223H18V221H17ZM17 223H15V226H14V228L16 227V224ZM27 223V222H26ZM35 223H37V222H35ZM43 222H41V224H42ZM60 223V224H61ZM8 224V223H7ZM10 224V223H9ZM8 224V226L7 227H11V225H9ZM20 224V223H19ZM23 224V223H22ZM45 224H46V222H45ZM83 224H84V221H83ZM5 225V224H4ZM18 225V224H17ZM38 225V224H37ZM47 225V224H46ZM45 225V227H44V233H45V229H46V226ZM79 225V224H78ZM81 225H82V223H81ZM86 225H88V224H86ZM96 225V226H95ZM42 226H44V224L42 225ZM53 226H55V225H53ZM80 226V225H79ZM83 226V225H82ZM95 226V227H94ZM99 226V225H98ZM208 226V225H207ZM210 226V225H209ZM208 226V227H209ZM4 227V226H3ZM3 227H0V232H2V230H1V228H3ZM10 227L8 228L9 229V231H10ZM76 227V226H75ZM88 227V226H87ZM93 227V228H92ZM13 228V229H14ZM20 228V227H19ZM56 228V227H55ZM55 228H53V229H55ZM59 228H60V225H59ZM86 228V227H85ZM205 228V227H204ZM204 228H203V230H204ZM7 229V230H8ZM16 230H17V227L15 228ZM35 229H36V227H35ZM76 229H77V227H76ZM80 229H83V228H80ZM205 229H207V228H205ZM6 230V231H7ZM47 230L48 229H46V233H45V235L46 236H48V234H47ZM50 230V229H49ZM85 230V229H84ZM91 230V231H92ZM4 231V230H3ZM6 231H5V233H6ZM9 231H7V233H8V236L10 235V233H12L11 231H10V233H9ZM18 231V230H17ZM17 231H15V235H13V238H14V236L16 237V232ZM23 231V230H22ZM21 231V232H22ZM26 231H28L27 229H26ZM39 231V230H38ZM82 231V230H81ZM89 231H90V229H89ZM208 231V230H207ZM29 232V231H28ZM80 232V231H79ZM84 232V231H83ZM83 232H80V233H83ZM199 232V231H198ZM197 232V233H198ZM201 232H204V231H202V229H201ZM7 233H6V235H7ZM19 233V232H18ZM42 233V232H41ZM86 233H87V231L86 232H84V235H86ZM91 233H93V234H90V232H88V234L87 235H91L92 237H93V235L95 234L94 233V231L93 232H91ZM1 234V233H0ZM20 234V233H19ZM19 234H17V236L19 235ZM29 234V233H28ZM43 234V233H42ZM50 235H52L51 233H49ZM67 234H70L69 235V237H67ZM199 234V233H198ZM23 235H24V233H23ZM22 235V236H23ZM32 235V234H31ZM35 235V234H34ZM45 235H43V238L44 237H46ZM82 236V235H81ZM27 237H28V235H27ZM34 237V236H33ZM39 237H42V236H39ZM75 237V236H74ZM86 237H88V236H86ZM6 238V237H5ZM10 238H11V236H10ZM9 238V239H10ZM29 238V237H28ZM31 238V237H30ZM35 238H36V235H35ZM43 238H42V241H44L43 240ZM57 237H55V239L54 240H58V242H61V240H62V238L60 239H56ZM84 239H85V237H83ZM8 239V240H9ZM22 239V238H21ZM73 239V238H72ZM79 239H82V237L80 238V237H77V243L78 242H80L81 240H79ZM87 239V238H86ZM94 239V242H95V237L93 238ZM209 239V244H204L203 242H201V243H203L200 247L199 246H197V245H193L192 243H189V242H187V241H184V242H182V243H180L178 240H174L173 242H171L170 243V246L167 248V249H165L164 251H162V252H159V251H157L156 253H154V254H156V256L154 257V256H151L152 254H148L147 252H145V251H137L136 249H134L133 247H132V249H131V247L129 248V247H126L125 245H123V246H119V245H113L112 246V248H111V245L110 246H108L109 248H107V246L105 245H100V243L99 242H101V239H99V237L97 238V243H99V245L100 246H103L104 247V249H105V247H106V249H109L110 250V248L112 249L111 251H113L112 253H114L113 255H109V257H114V262L113 261H110L109 260V264H111V263H114V264H181V258H180V255H182L183 254V252H184V250L185 249H188L189 251H190V253L192 254V256H193V258L195 259V258H197L199 255H200V257L199 258H201V260L200 261H203V262H206L207 264H254V261L252 262L251 261V259H248V258H245L243 255H242V253H241V249L236 245V243L229 237V235H227V233H225L220 227H218V226H216L215 228H214V238L212 239V241H211V238H208ZM30 240V239H29ZM50 240V239H49ZM49 240L47 239V241H48V245H47V248L49 247V248H52V245L53 244H56V243H51V242H49ZM54 240H53V242H54ZM88 240V239H87ZM2 241V240H1ZM7 241V240H6ZM24 241V242H23ZM23 243H25L26 241L23 239ZM32 241V240H31ZM41 241V240H40ZM52 241V240H51ZM84 241V240H83ZM82 241V242H83ZM86 241V240H85ZM85 241H84V243H85ZM89 241H90V239H89ZM102 241H103V239H102ZM8 242V241H7ZM6 242V243H7ZM10 242V241H9ZM34 242V241H33ZM55 242H57V241H55ZM57 242V245L59 244ZM93 242V243H94ZM104 243H105V241H103ZM1 243V242H0ZM43 243H45V242H43ZM50 243L52 244L51 245V247H50ZM74 243V242H73ZM72 243V244H73ZM92 243V242H91ZM2 244H3V246H4V243L2 242ZM46 244V243H45ZM44 244V245H45ZM71 244V245H72ZM101 244H102V242H101ZM27 245H30V244H27ZM33 245V244H32ZM64 244H62V246H63ZM68 245V244H67ZM67 245L65 246L66 247V251L68 252L69 251V249L67 250ZM79 245V244H78ZM83 245H85V244H83ZM90 245V244H89ZM99 245H97V247L99 246ZM212 245V246H211ZM5 246H8V244L7 245H5ZM24 246V245H23ZM56 246V245H55ZM55 246H53V247H55ZM75 246V245H74ZM88 246V245H87ZM95 246H96V242H95ZM94 246V247H95ZM99 246V247H100ZM14 247H15V245H13V244H11V246L9 245V251H7V253L4 255V253H3V255L1 254V256H3V257H5V259L6 260H3L4 262L5 261H11V262H13L14 264H17L18 262H22V264H26L25 262L26 261H24V260H26V257L27 256H25V255H21L20 253H22V252H18V250H16V249H19V248H16V249H14ZM18 247V246H17ZM31 247H33V246H31ZM45 247V246H44ZM65 247H61V245L59 244V250H63V248H65ZM71 247V246H70ZM96 247V248H97ZM103 247L101 248L100 247V250L102 249V250H104L103 249ZM0 248H2V247H0ZM25 248H27V247H25ZM56 248V247H55ZM87 248V247H86ZM86 248H85V250H86ZM93 248V247H92ZM95 248V249H96ZM29 249V248H28ZM74 249V248H73ZM79 249H81L80 247H79ZM83 249V248H82ZM44 251L45 250H47L46 248L45 249H43ZM57 250H58V247H57ZM58 250V251H59ZM75 250V249H74ZM97 250H99L98 248H97ZM99 250V251H100ZM26 251V250H25ZM39 251V250H38ZM37 250L35 251V253H30V255H34V254H36V255H34L32 258H34L35 257V263L36 264H45V256H42L44 253H40V251L38 252ZM58 251H57V253H58ZM94 251V250H93ZM99 251H98V253H99ZM38 252V253H37ZM54 252V251H53ZM62 252V251H61ZM63 252H65V251H63ZM88 252V251H87ZM101 252H104V251H101ZM187 252V251H186ZM19 253V254H18ZM40 253V254H39ZM51 253V252H50ZM49 253V254H50ZM56 253V254H57ZM81 253V252H80ZM86 253V252H85ZM89 253H91L90 251H89ZM89 253H87V254H89ZM29 254V253H28ZM48 254V255H49ZM54 255V253H51V255ZM61 254V253H60ZM65 254V253H64ZM63 254V255H64ZM67 254V253H66ZM65 254V255H66ZM71 254V253H70ZM104 254V253H103ZM111 254V253H110ZM188 254V253H187ZM47 255V256H48ZM64 255V257H62V259L63 258H65L66 256ZM74 255V254H73ZM90 255V254H89ZM92 255H94V257L95 256H98L97 254L95 255L94 254V252H93V254ZM116 255V256H115ZM171 255H173L172 257H171ZM190 255V254H189ZM25 256V257H24ZM83 256V255H82ZM82 256H79V257H82ZM49 257H50V255H49ZM61 257V256H60ZM71 257H72V254H71ZM84 257H87L85 254H84ZM84 257H82V258H84ZM170 257V258H169ZM210 257V258H209ZM97 258V257H96ZM54 259H56L55 257H54ZM66 259H68V258H66ZM65 259V260H66ZM85 259V258H84ZM87 259H88V257H87ZM31 260V259H30ZM65 260H64V262H65ZM73 260V259H72ZM76 260H78V259H76ZM230 260V261H229ZM50 261H52V260H50ZM54 261V260H53ZM56 261V260H55ZM58 261H59V259H58ZM67 261V260H66ZM97 261H99V260H97ZM105 261V260H104ZM116 261H118L119 263H116ZM168 261H171L172 263H169ZM197 261H199V260H197ZM199 261V264H202V262H200ZM229 261V262H228ZM33 262V261H32ZM75 262H77V261H75ZM101 262L103 263V261L101 260ZM196 262V261H195ZM3 263V262H2ZM70 263H72L71 261H70ZM89 264H92V262H88ZM100 263V262H99ZM99 263H95V264H99ZM105 263V262H104ZM108 263H106V264H108ZM27 264H28V260H27ZM30 264H31V262H30ZM49 264H54V263H49ZM56 264V263H55ZM62 264H64L63 262H62ZM65 264H68L67 262L65 263ZM75 264V263H74ZM87 264V263H86ZM94 264V263H93Z\"/></svg>", "mask_w": 264, "mask_h": 264}]
</instances>
